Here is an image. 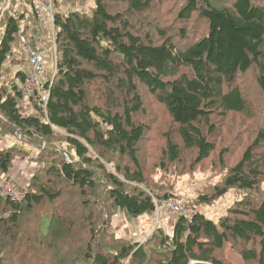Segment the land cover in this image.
Wrapping results in <instances>:
<instances>
[{
  "label": "trees",
  "instance_id": "obj_1",
  "mask_svg": "<svg viewBox=\"0 0 264 264\" xmlns=\"http://www.w3.org/2000/svg\"><path fill=\"white\" fill-rule=\"evenodd\" d=\"M77 1L55 3L63 9L55 17L56 72L42 83V91L49 90L44 111L38 95L27 98L21 90L27 79L20 68L26 65L21 37L31 31L36 39L39 30L30 0L33 26L26 14L5 20L0 135L44 143L48 165L20 199L0 195V264H230L224 258L228 244L240 246L244 264H264V128L254 129L244 146L232 141L220 147L212 139L217 118L243 115L248 106L238 80L250 78L264 95V0H119L122 11L112 10L118 0H89L87 11L64 10ZM169 1L168 13L179 23L175 35L172 25L158 24L166 19L164 10L134 22ZM10 65L15 72L8 79ZM99 81L103 106L88 100ZM139 88L163 108L179 140L165 135L158 166L178 163L188 152L192 164L215 158L224 171L218 184L184 203L209 205L231 189L240 195L217 222L200 213L190 220L174 217L170 235L158 231L142 245L108 232L117 213L138 219L156 213L153 198L160 203L174 197L154 195L152 175L146 176L139 159L148 132L137 118L144 110ZM21 101L33 103L34 112L22 110ZM17 148L0 147L2 174ZM236 148L238 157L229 161Z\"/></svg>",
  "mask_w": 264,
  "mask_h": 264
},
{
  "label": "rangeland",
  "instance_id": "obj_2",
  "mask_svg": "<svg viewBox=\"0 0 264 264\" xmlns=\"http://www.w3.org/2000/svg\"><path fill=\"white\" fill-rule=\"evenodd\" d=\"M88 1L89 0H80L74 4H67L64 10L69 11L75 9L87 11L88 6L91 4V2L88 3ZM169 3L170 1L164 6L156 4L147 18L145 16L146 14H138L136 20L133 21L136 23L146 22L151 20L158 12L164 10L167 11L168 16L166 13H162L161 18L166 19L164 22L158 24L164 29L172 25L175 29L172 33L174 34L179 27V23L174 21V13H168ZM121 5L123 9H121ZM125 8V4L118 0L114 3L112 10L117 11L119 9L122 11ZM8 14L15 16L26 14L25 21L30 24V26L35 24L34 11L30 4L26 5V0H5L0 11V38ZM153 23V25L157 24L156 21ZM201 30L202 26L200 28V31ZM35 37H37V30L35 32ZM20 68H22V66ZM14 72L15 70H12V65H10V70L5 75L6 78L11 79ZM47 75H53L51 51H49L48 64L45 70V81L47 80ZM99 83L102 82H96L89 88L88 100L91 104L103 106L106 100L104 95L105 88ZM238 85L243 92L244 99L248 102V106H246L243 115L229 114L228 116L217 118L218 131L216 137L212 139H216L220 147L226 146L232 141L240 146H244L248 143V140L252 138L254 129L264 128V95L254 87L252 80L248 77L238 80ZM101 89L103 90V98L100 94ZM139 93L143 101L144 110L137 118L148 126V132L138 147L140 150L139 159L146 176L149 177L152 175V183L150 184L152 191L156 196L168 194L174 196L171 198L174 201L191 203V201H195L198 195L206 192L213 185L218 184L224 176V171L217 166L214 160L215 158L199 165L192 164L193 154L188 152L184 153L183 158L178 163L168 164L166 168L158 166L157 163L165 144V135L170 133L175 142L179 140L174 133V126L170 124L163 108L156 103L154 98L149 96V93L143 88L142 90L139 88ZM20 103L22 110L29 109L28 113L34 112L33 103L28 101H21ZM39 109L43 110L42 104L39 106ZM53 145H62L63 150L67 149L62 141L55 140ZM17 146L20 148H17ZM0 147L2 149H8L10 147L18 149L17 151L19 153L13 160L12 166L9 168L8 172L5 174L0 172V195L18 200L17 198L11 197L10 194L15 193L22 197L35 175L48 165L46 154H42L45 144L42 143L41 146L35 145V143L29 140H22L20 135H16L15 137H3L0 135ZM240 151L241 148H236L231 153L229 161L235 160ZM107 169L110 172H114V168L111 165H107ZM146 191L149 192L147 189ZM239 198L240 195L237 193V190L231 189L224 197L209 205L197 206L194 204V206L197 207L198 213L217 222L221 217L227 214L228 208ZM153 200L157 201L155 198H153ZM58 206L59 208H64L66 204L59 203ZM159 217L162 219L160 228L154 224V213L138 219H125L120 213H117L111 220V227L108 232L115 239L123 240L131 244L137 243L142 245L150 241L151 238H153L152 236L158 231H161L164 235H170L172 233L175 218H170L164 213H161ZM234 247L230 244L226 245L224 250L225 260L230 264H244L238 253L240 246ZM124 264H126V262H124Z\"/></svg>",
  "mask_w": 264,
  "mask_h": 264
},
{
  "label": "built area",
  "instance_id": "obj_3",
  "mask_svg": "<svg viewBox=\"0 0 264 264\" xmlns=\"http://www.w3.org/2000/svg\"><path fill=\"white\" fill-rule=\"evenodd\" d=\"M58 0H30L35 10V17L38 23V36L33 39L31 31L27 32L21 37V46L26 53V65L22 67L27 73V79L25 83L21 85V90L27 98L38 95L45 108L48 98L49 90L42 91V83L44 82V73L46 69V63L48 62V51L52 53L53 75L56 72L57 56L55 39L57 30L55 28V17L63 9V7L56 8L55 3ZM33 43L37 49L33 48ZM11 197L20 199L21 195L15 193L10 194ZM155 213V226L161 227L162 219H160L161 213L169 216L170 218L182 217L190 220L196 214L198 210L196 206H191L184 202L174 201L169 199L162 202H156Z\"/></svg>",
  "mask_w": 264,
  "mask_h": 264
}]
</instances>
